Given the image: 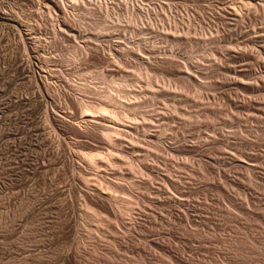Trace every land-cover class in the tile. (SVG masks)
Listing matches in <instances>:
<instances>
[{
    "label": "rangeland",
    "instance_id": "374dc122",
    "mask_svg": "<svg viewBox=\"0 0 264 264\" xmlns=\"http://www.w3.org/2000/svg\"><path fill=\"white\" fill-rule=\"evenodd\" d=\"M43 1L0 2V264H175L171 255L189 264H263L264 0L245 8L237 0ZM74 49L77 57L67 62ZM113 82L137 87L139 100L148 101L130 112L140 128L121 129L123 151L115 146L114 154L150 167L142 179L127 177L140 183L134 195L152 204L137 205V231L116 235L120 221L97 220L84 200L89 191L95 197L97 181L85 173L96 169L76 151L90 152L79 148L84 143L93 153L106 148L98 130L90 131L96 141L74 132L82 116L72 101L111 105L105 96ZM46 113L59 123L50 124ZM111 167L129 172L127 163L97 171L112 179ZM236 232L254 237L250 260L235 256ZM121 234L130 236L123 242ZM141 247L147 261L139 260Z\"/></svg>",
    "mask_w": 264,
    "mask_h": 264
},
{
    "label": "bare ground",
    "instance_id": "6f19581e",
    "mask_svg": "<svg viewBox=\"0 0 264 264\" xmlns=\"http://www.w3.org/2000/svg\"><path fill=\"white\" fill-rule=\"evenodd\" d=\"M4 1V0H3ZM3 1H1L0 0V2L2 3ZM37 1V0H36ZM43 1V0H42ZM71 1H75V0H70V2ZM84 1V0H83ZM236 1V0H235ZM254 0H252V1H250V3L249 2H246V0H237L235 3H237V2H239V4H241L240 6H244V8H245V6H247L246 4H249V5H252L253 6V3H251V2H253ZM52 2H53V0H52ZM65 2H67V1H65ZM69 2V1H68ZM70 2H69V4L67 5V6H65V8H69V9H71L72 8V4L70 5ZM86 2V1H85ZM112 2V1H111ZM234 2V1H233ZM232 2V3H233ZM43 3H44V1H43ZM48 3H51V2H46L43 6H46V7H48V8H50L49 7V4ZM77 3V2H76ZM90 3V2H89ZM113 3V2H112ZM55 4H59V3H55ZM63 4V3H62ZM75 4V3H74ZM83 4V3H82ZM88 3L86 2V4L84 3V6H85V10H87V12H88V10L89 11H91L90 9V6L89 5H87ZM234 4V3H233ZM64 5H65V3H64ZM235 5V4H234ZM257 5V4H256ZM42 6V5H41ZM56 6V5H55ZM71 6V7H70ZM255 6V5H254ZM261 6V5H260ZM46 7H45V9H46ZM233 7V6H232ZM236 6H234L233 8H235ZM58 9H60L59 8V6L57 7ZM232 8V9H233ZM248 8V7H247ZM252 8V7H251ZM254 8V7H253ZM1 9H4V7L2 8V6H1V8H0V15H1V17L0 18H2V19H5V14H4V12L1 10ZM63 9V8H62ZM61 9V10H62ZM47 10V9H46ZM49 11H50V9H48ZM51 10H52V6H51ZM234 10V9H233ZM238 10V9H237ZM237 10H235V12L237 11ZM245 10V9H244ZM247 10V9H246ZM249 10V9H248ZM5 11V10H4ZM53 11V10H52ZM59 12H60V10H59ZM62 12V11H61ZM60 12V13H61ZM6 13V16H7V12H5ZM56 13V12H55ZM54 13V14H55ZM107 13V12H106ZM237 13H239V12H237ZM236 13V14H237ZM47 14H48V12H47ZM52 14V13H51ZM231 14V13H230ZM49 15V14H48ZM241 15V14H240ZM8 16H9V14H8ZM238 16V15H237ZM45 17H46V15H45ZM54 17H55V15H54ZM56 17H57V15H56ZM55 17V18H56ZM240 17V16H239ZM6 18H8V17H6ZM50 17L48 16V18L47 19H49ZM55 18H53L54 20H56L57 21V19H55ZM239 19V18H238ZM7 20V19H6ZM51 20V19H50ZM241 20V19H240ZM8 21H9V19H8ZM236 21V20H235ZM6 23V22H5ZM60 23V22H59ZM6 25V24H5ZM7 25H8V23H7ZM53 25V24H52ZM56 25V24H55ZM11 26V25H10ZM60 26V25H59ZM12 27H15V26H12ZM29 27V26H28ZM53 27V26H52ZM105 27V26H104ZM104 27H101V28H104ZM32 28V27H31ZM30 28V29H31ZM107 28L108 29H110L109 27H106V30H107ZM32 31V30H31ZM60 32V31H59ZM58 32V33H59ZM107 32V31H106ZM57 33V34H58ZM21 34V33H20ZM36 34V33H35ZM54 35H56L55 33H54ZM167 37V36H166ZM23 38V37H22ZM57 38V37H56ZM31 39V38H30ZM38 39V38H37ZM27 40H29V38L27 39ZM30 41V40H29ZM33 41H34V39H33ZM36 41V40H35ZM59 41V40H58ZM25 43V42H24ZM34 44V43H33ZM39 44V43H38ZM26 45V44H25ZM77 45V44H76ZM33 46H35V45H33ZM38 46V45H37ZM30 47H31V45H30ZM249 47V46H248ZM34 48V47H33ZM31 49H32V47H31ZM33 50V49H32ZM36 50V49H35ZM77 50V49H76ZM76 50L74 49L72 52H70V54H69V56H68V61L67 62H72L73 60H75V58L77 57L76 55H77V53H76ZM77 52H78V50H77ZM28 59V58H27ZM259 72V71H258ZM135 74V73H134ZM131 75V74H130ZM140 75V74H139ZM136 77L138 76V74H136L135 75ZM141 76V75H140ZM139 78V77H138ZM237 79V78H236ZM139 80V79H138ZM141 80V79H140ZM139 80V81H140ZM127 82V81H126ZM118 83V82H117ZM116 82L114 83H111V85L109 86V87H107L108 89L110 88V91H108V92H110L108 95L109 96H105V98H106V100L108 99V101L110 100V101H112L113 103L111 104V105H109V104H107V103H93L92 101H83V100H77L76 98V100H74V97L72 98V101H73V103H74V105H77V110H79L80 111V113H81V121L79 120V122H80V124L79 125H75V126H77V128H75L73 125H74V123H73V127L75 128H73V130H74V132L76 133V134H78V135H85V137H86V139H89V140H91V139H93V138H95V137H97V136H95L94 134V132H96L97 130H98V134H99V136H98V139H99V142L101 143V145H104V150H105V148H106V150L105 151H103V152H100V150L98 151V152H91V151H93V147H89V144H87V143H84V144H81L80 146H79V148H81V149H83V147H88V148H85V150L87 149H89V148H91V151L90 152H86V151H76V153H77V155H80V157L82 158V159H80V158H78V160L80 159L82 162H84L85 161V163L88 165V166H90V168L92 169H94L95 171H93V172H91L90 171V169H89V172H87V173H85V175L88 177H90V176H92L93 178H94V181H97V183H95L92 179H89V178H87L88 179V181L90 180V181H92V183H93V185L95 186V190H94V192L93 193H95V197H94V195H91L90 194V191H89V193H87L86 194V198L84 199V200H86L87 201V203L89 204V206L87 205V207H88V209H89V207L91 206H94V208H95V211L94 210H92L93 209V207L91 208V211H93V213L92 214H95V215H93V216H96L97 215V217H96V219L97 218H99V216L101 217L100 219L103 221V219L102 218H104V221L103 222H105V221H108V220H114V221H116V222H119L120 221V223L122 224V225H120V224H118V223H116V224H118L119 226L117 227V225H116V227H115V225H114V227L112 228V232L114 233V235H116L115 233H118V229H123L126 233H130V232H134V230H136V228L137 227H139L138 225H139V223L141 222H139V223H137L136 221L138 220H136V219H134L135 217H134V215H135V210H137L138 208H137V205H140V207H141V205H143L144 206V204H147V205H151L152 206V204L150 203V201H148V199L146 200V199H143L142 198V196H141V198L143 199H140L139 197L140 196H138V197H136L135 195H134V190H136V187H137V189H139V184H137V180L136 179H134L135 177H137V179H139V175H137V174H140V179H142V177H141V175H143V173H148V174H150V167L149 168H147V167H144L143 169H142V167L140 168V165H135V163L131 160V161H126L127 160V156H126V159H125V157H122V159L121 158H119L118 156H116L114 153L116 152L115 150L117 149V147H119L118 146V144H119V142H118V144H117V137H119L118 135H120V134H122V136H123V134L124 133H122L121 132V129H123V128H130V129H133L134 127H138L140 124L139 123H136L137 122V119H136V114H135V116L134 115H132L130 112H132V111H134L136 108H140V107H142L143 105V107H146V105L148 104V101H147V104H146V100H139V97H138V94H139V92L141 91L140 89L138 90V89H136L137 87H135V89L133 88V87H130L129 85H123V84H117ZM132 83H134V82H132ZM140 83V82H139ZM125 84V83H124ZM134 85H135V83H134ZM148 85V84H147ZM185 85V84H184ZM87 86V85H86ZM139 86V85H138ZM81 87V86H80ZM148 87H151V85H148ZM99 88V87H98ZM153 88V87H152ZM106 89V88H105ZM151 89V88H150ZM163 89V88H162ZM96 91V90H95ZM160 91V90H159ZM159 91H156V93H160ZM162 91V90H161ZM86 92H87V90H86ZM97 93H98V91H96ZM100 92V91H99ZM111 92H115L116 94H118V96L117 97H115L113 94H111ZM147 92V91H146ZM155 92V91H154ZM170 92V91H169ZM46 93V92H45ZM107 93V92H106ZM153 93V92H152ZM165 93V92H164ZM163 93V94H164ZM162 94V93H161ZM107 95V94H106ZM121 95H123V96H121ZM139 95H141V94H139ZM170 95V94H169ZM154 96V95H153ZM165 96V95H164ZM157 97H158V95H157ZM161 98V97H160ZM163 98V97H162ZM167 98V97H166ZM46 99V98H45ZM70 99V98H69ZM141 99V98H140ZM146 99V98H145ZM164 99H165V97H164ZM171 99V98H170ZM53 100V99H52ZM123 100V101H122ZM166 100V99H165ZM109 101V103H111ZM160 103V102H159ZM260 103V102H259ZM146 104V105H145ZM163 105V104H162ZM193 105V104H192ZM73 106V105H72ZM165 108V107H164ZM45 110H47V109H45ZM184 110V109H183ZM262 110V109H261ZM138 111V110H137ZM144 111V110H143ZM260 111V110H259ZM263 111V110H262ZM136 112V111H135ZM55 113V112H54ZM134 113V112H133ZM168 113V112H167ZM191 113V112H190ZM139 114V113H138ZM181 114V113H180ZM46 115V118H47V120L49 121V123L51 124V122L50 121H55V122H58V120L56 119V118H51V116L49 115V114H45ZM49 115V116H48ZM162 115V114H161ZM54 116V115H53ZM55 116L58 118V116L55 114ZM154 116H156V115H154ZM138 117V116H137ZM160 117V116H159ZM191 117V116H190ZM259 117V116H258ZM62 119V118H61ZM60 119V120H61ZM186 119V118H185ZM59 120V121H60ZM65 120H67V119H65L64 118V120L63 121H65ZM156 120V119H155ZM168 120H169V118H168ZM63 121H60V122H63ZM68 123L70 122V121H67ZM76 122V121H75ZM78 122V121H77ZM76 122V123H77ZM190 122V121H189ZM54 123V122H53ZM52 123V124H53ZM59 123V122H58ZM66 123V121L64 122V124ZM67 123V124H68ZM71 123V122H70ZM69 123V124H70ZM143 123V122H142ZM178 123V122H177ZM56 124V123H55ZM137 124H139L138 126H137ZM150 124V123H149ZM56 125H58V124H56ZM66 125V124H65ZM70 126V125H69ZM143 126H145V124L143 125ZM149 126V125H148ZM62 127V126H61ZM133 127V128H132ZM172 127V126H171ZM138 128H140V127H138ZM146 128V127H145ZM72 129V128H71ZM93 129H96L93 133V135L90 133V131H92ZM136 129V128H135ZM135 129H133V131L135 130ZM72 130V131H73ZM125 130V129H124ZM165 130V129H164ZM100 131V132H99ZM126 131H128V130H126ZM125 131V132H126ZM138 131V130H137ZM121 132V133H120ZM131 132V131H130ZM120 133V134H119ZM146 133V132H145ZM147 135V134H146ZM84 137V138H85ZM128 138V137H127ZM150 138V137H149ZM98 139H96L95 138V140H93V141H96V140H98ZM134 139V138H133ZM123 139H121V141H122ZM149 140V139H148ZM158 140V139H157ZM88 141V140H87ZM131 141H132V139H131ZM149 142V141H148ZM155 142V141H154ZM154 142H153V144H154ZM157 142V141H156ZM156 142H155V144H156ZM161 142V141H160ZM88 143H89V141H88ZM97 143V142H96ZM100 143L99 144H97V145H100ZM116 143V144H115ZM122 143V142H121ZM80 144V143H79ZM123 144V143H122ZM122 144H120V146L122 145ZM152 144V145H153ZM92 145V144H91ZM157 145V144H156ZM158 145H159V143H158ZM162 145V143H160V146ZM76 146V145H75ZM94 147H95V145H93ZM106 146V147H105ZM116 146V147H115ZM131 146V145H130ZM138 146V145H137ZM159 146V147H160ZM100 147H102V146H100ZM99 147V148H100ZM114 147L116 148L115 150H114ZM131 147H133V146H131ZM158 147V146H157ZM97 148V147H96ZM164 148V147H163ZM131 149V148H130ZM158 149V148H157ZM84 150V149H83ZM103 150V149H102ZM118 150H122L121 148H119V149H117V152H118ZM135 150V149H134ZM95 151H97V150H95ZM115 151V152H114ZM123 151V150H122ZM160 151V150H159ZM75 152V151H74ZM116 152V153H117ZM134 152V151H133ZM137 152V151H136ZM175 152V151H174ZM76 153H75V155H76ZM125 153V152H124ZM148 153H150V151L148 152ZM120 154V153H119ZM137 154V153H136ZM135 154V155H136ZM174 154V153H173ZM228 154V153H227ZM121 155V154H120ZM124 155V154H123ZM149 155V154H148ZM160 155V154H159ZM158 155V156H159ZM152 156V155H151ZM235 156V155H234ZM76 157H79V156H76ZM128 157H130L129 155H128ZM132 157V156H131ZM139 157V156H138ZM124 158V159H123ZM148 158V157H147ZM130 159H132V158H130ZM134 159V158H133ZM240 159V158H239ZM242 159V158H241ZM84 160V161H83ZM140 160V159H139ZM233 160V159H232ZM237 161V160H236ZM250 161V160H249ZM74 162V161H73ZM121 162H123V163H127V165L129 166L127 169H129V172L126 174V172H127V170H126V172H124V173H122V172H120V170H123V168L121 169L120 167L121 166H123V163H122V165H120V167H119V164L121 163ZM147 162V161H146ZM245 161H243V163H244ZM138 164H139V162H137ZM73 164V163H72ZM141 164V163H140ZM112 166V165H118V168H120V170L118 171V169L117 170H115V168L114 169H112V167H111V169L113 170V173H110V175L111 176H113V178L111 179L110 177V179H105L106 178V176H105V178H104V176H102L101 175V173H104V170L102 169L103 167H108V166ZM144 165V164H143ZM237 165V164H236ZM124 166H126V164L124 165ZM141 166H142V164H141ZM147 166V165H146ZM256 166V165H255ZM77 167H79L80 168V166H78L77 165ZM85 167V166H84ZM114 167V166H113ZM244 167V166H243ZM257 167V166H256ZM255 167V168H256ZM78 168V169H79ZM88 168V167H87ZM125 168V167H124ZM85 169V168H84ZM97 169H102L103 171L101 172V170H99V172L97 171ZM110 169V168H109ZM253 169H254V167H253ZM263 169V168H262ZM88 170V169H87ZM150 170V171H149ZM79 171V170H78ZM77 171V172H78ZM86 171V170H85ZM105 171H107V169L105 170ZM153 171V170H152ZM193 171V170H192ZM76 172V171H75ZM84 172V171H83ZM101 172V173H100ZM108 172V171H107ZM110 172H112V171H110ZM164 172V171H163ZM153 173V172H152ZM151 173V174H152ZM82 173L80 172V174H79V177L80 176H82V177H80V178H82V181H83V174L81 175ZM105 174V173H104ZM188 174V173H187ZM255 174V173H254ZM127 175H134V178H132V176H131V178L130 177H127ZM135 175H137V176H135ZM147 175V174H146ZM145 175V176H146ZM78 176V175H77ZM108 176V175H107ZM152 176H153V174H152ZM151 176V177H152ZM191 176V175H190ZM85 177V176H84ZM147 177V176H146ZM91 178V177H90ZM169 178V177H168ZM77 180H79V179H77ZM170 180H171V178H170ZM189 180V179H188ZM89 181V182H90ZM137 181V182H136ZM147 181V180H146ZM153 181V180H152ZM173 181V180H172ZM232 181V180H231ZM84 182V181H83ZM88 182V183H89ZM101 182H103L104 184L102 185V186H100V183ZM142 182H144V181H142ZM174 182V181H173ZM177 182V181H176ZM175 182V183H176ZM179 182V181H178ZM86 183H87V181H86ZM92 183L90 182V184L89 185H92ZM167 184H169V187H170V185L171 186H173V183L171 182V181H168L167 180V182H166ZM89 185H87V186H89ZM211 185V184H210ZM245 185V184H244ZM80 186V185H79ZM141 186V185H140ZM177 186H178V184H177ZM177 186H176V188H177ZM180 186V185H179ZM174 187V186H173ZM172 187V188H173ZM154 188V187H153ZM164 188V187H163ZM210 188V187H209ZM213 188V187H212ZM145 189V188H144ZM165 189H167V187L165 188ZM170 189V188H169ZM246 189V188H245ZM92 190H93V188H92ZM164 190V189H163ZM171 190H173V189H171ZM176 190V189H175ZM248 190V189H247ZM148 191V190H147ZM162 191V190H161ZM161 191H160V193H161ZM137 192V191H136ZM135 192V193H136ZM140 192H141V190H140ZM146 192V191H145ZM159 192V190L156 192V193H158ZM165 193H166V191H164ZM164 192L162 193V196H164L163 194H164ZM169 192V191H168ZM138 193V192H137ZM246 193V192H245ZM251 193V192H250ZM177 194V193H176ZM175 194V195H176ZM137 195V194H136ZM143 195V194H142ZM148 194H146V196H147ZM158 195V194H157ZM181 195H183V194H181ZM152 196V195H151ZM159 196V195H158ZM167 196H169V195H167ZM184 196V195H183ZM185 196H187V195H185ZM154 197V196H153ZM155 197H157V196H155ZM166 198V197H165ZM184 198V197H183ZM186 198V197H185ZM251 198V197H250ZM253 198V197H252ZM163 199V198H162ZM170 199V198H169ZM232 199V198H231ZM256 199V198H255ZM155 200V199H154ZM166 200V199H165ZM181 200V199H180ZM233 200V199H232ZM85 201V202H86ZM152 201V200H151ZM156 201H157V198H156ZM160 201V200H159ZM170 201H172V200H170ZM176 201V200H175ZM174 201V202H175ZM155 202V201H154ZM153 202V203H154ZM161 202V201H160ZM163 202V201H162ZM177 202V201H176ZM181 202V201H180ZM184 202V201H183ZM179 203V202H178ZM86 204V203H85ZM174 204V203H173ZM180 204V203H179ZM184 204V203H183ZM239 204V203H238ZM161 205V204H160ZM176 205V204H175ZM175 205H173V206H175ZM185 206H187L186 204H184ZM233 205H234V203H233ZM236 205V204H235ZM180 206V205H179ZM237 206H239V205H237ZM145 207H146V205H145ZM154 207V206H153ZM158 207V206H157ZM182 207V206H181ZM240 207V206H239ZM243 207H244V205H243ZM96 208L97 209H99V210H97V212H96ZM149 208V207H148ZM235 208V207H234ZM264 208V207H263ZM87 209V208H86ZM87 209V210H88ZM141 209H144L143 207L141 208ZM146 209V208H145ZM184 209V208H183ZM238 209V208H237ZM236 209V210H237ZM148 210V209H147ZM242 210H244V209H242ZM89 211V210H88ZM151 211V210H150ZM153 211V210H152ZM189 211V210H188ZM192 211V210H191ZM238 211H240L241 212V208H240V210H238ZM141 212V211H140ZM143 212V211H142ZM243 212V211H242ZM157 213V212H156ZM187 213V212H186ZM244 213V212H243ZM246 213H247V211H246ZM249 213V212H248ZM91 214V215H92ZM159 214V213H158ZM187 214H189V213H187ZM245 214V213H244ZM243 214V215H244ZM154 215V214H153ZM140 215H138V217H139ZM142 216H144L143 214H142ZM193 216V215H192ZM246 216H247V214H246ZM264 216V215H263ZM95 218V217H94ZM105 218L107 219V220H105ZM150 218V217H149ZM161 218V217H160ZM145 219V218H144ZM154 219V218H153ZM257 219H259V218H257ZM98 220V219H97ZM100 220V222H102ZM143 220V219H142ZM163 220V219H162ZM182 220V219H181ZM191 220V219H190ZM189 220V221H190ZM114 221L112 222L113 224H114ZM153 221H155V220H153ZM158 221V220H157ZM164 221H165V219H164ZM163 221V222H164ZM259 221V220H258ZM99 222V221H98ZM103 222L101 223L102 224V226H103ZM143 222V221H142ZM145 222H146V220H145ZM161 220H160V225H161V223H163ZM167 222V221H166ZM148 223V222H147ZM146 223V224H147ZM152 222H150V224H151ZM155 223H156V226L158 225L157 224V222L155 221ZM260 223L262 224L263 223V221L261 222L260 221ZM106 224H107V222H106ZM105 223H104V225H106ZM142 224V223H141ZM140 224V225H141ZM146 224H144V225H146ZM153 224V223H152ZM169 223H167V225H168ZM174 224V223H173ZM108 225V224H107ZM110 225H111V223H110ZM109 225V227H111ZM192 225V224H191ZM262 225H264V224H262ZM153 226V225H152ZM162 226H164V225H162ZM107 227V226H106ZM108 227V228H109ZM141 227H144V226H141ZM150 227V226H149ZM158 227V226H157ZM160 227V226H159ZM167 227V226H166ZM237 228V227H236ZM97 229H98V226H97ZM139 229V228H138ZM140 229H142V228H140ZM145 229V228H144ZM143 229V230H144ZM154 229H157V228H154ZM160 230H161V228H159ZM159 229H158V233L160 234V232L161 231H159ZM164 229V228H163ZM239 229V228H238ZM108 230V229H107ZM111 229H109V232H111L110 231ZM149 230V229H148ZM152 230H153V228H152ZM164 230H166V229H164ZM184 230V229H183ZM227 230V229H226ZM251 230V229H250ZM137 231V230H136ZM141 230H139L138 232H140ZM163 231V230H162ZM169 231V230H168ZM167 231V232H168ZM236 231H238L239 232V230H237L236 229ZM252 231V230H251ZM108 232V234L106 235L107 237H109L108 235L110 234ZM142 232H144V231H142ZM150 232V231H149ZM152 232V231H151ZM154 232V231H153ZM155 232H156V230H155ZM163 232H165V231H163ZM162 232V233H163ZM166 232V233H167ZM170 232V231H169ZM168 232V233H169ZM173 232V231H172ZM238 232H236V233H238ZM126 233H123L124 235L126 234ZM136 233V232H135ZM188 233V232H187ZM194 233V232H193ZM214 233V232H213ZM224 233V232H223ZM242 233V232H241ZM119 234V233H118ZM148 234V232L146 233V235ZM155 234V233H154ZM238 234H240V233H238ZM245 234V233H244ZM246 234H248V232L246 233ZM251 234V233H250ZM112 235V234H111ZM140 235H141V232H140ZM150 235V237H151V233L149 234ZM167 235V234H166ZM170 235V234H169ZM172 235V234H171ZM170 235V236H171ZM191 235H192V233H191ZM199 235V234H198ZM105 236V237H106ZM113 236V235H112ZM126 236V235H125ZM130 235H128L126 238H128ZM168 236V235H167ZM250 236V235H249ZM116 237V236H115ZM115 237H113L114 239H115ZM118 238H120V240H123V238L124 237H122V234H121V237H122V239H121V237L120 236H117ZM144 237V236H143ZM253 237V236H252ZM112 238V239H113ZM126 238H124V239H126ZM149 238V237H148ZM156 238V237H155ZM160 238V237H159ZM158 238V236H157V239H159ZM164 238V237H163ZM191 238V237H190ZM206 238V237H205ZM229 238V237H228ZM233 238V237H232ZM256 238V237H255ZM114 239H113V241H114ZM147 239V238H146ZM153 239V238H152ZM156 239V240H157ZM234 240H233V246H234V249H235V256L237 255L238 257H240L241 259H247V260H250L248 257L250 256L251 257V254H254V250H256V247H255V245H256V242L255 241H253V239H254V237H253V239L251 240L250 238L248 239V236H246V235H237L236 237H234L233 238ZM256 239H258V238H256ZM107 240V239H106ZM148 240V245H150V246H152L153 248H155L156 250H160L159 252H161V251H165V247H163L160 243L158 244L157 242L159 241V240H157V242H155V241H149L150 239H147ZM146 240V241H147ZM154 240V239H153ZM163 240V239H162ZM214 240V239H213ZM212 240V241H213ZM255 240V239H254ZM126 241V240H125ZM124 240H123V242H125ZM129 241H132V239L131 240H129ZM210 241V240H209ZM222 241V240H221ZM229 241V240H228ZM260 241V240H259ZM264 241V240H263ZM116 242V241H115ZM121 242V241H120ZM208 242V241H207ZM227 242V241H226ZM257 242H258V240H257ZM130 243V242H129ZM133 243V242H132ZM211 243V242H210ZM217 244H219V242H216ZM231 243V242H230ZM262 243H264V242H261V246H263V244ZM113 244V243H112ZM202 244V243H201ZM214 244V243H213ZM217 244H216V246H217ZM259 244H260V242H259ZM258 244V245H259ZM122 245H123V243H122ZM125 245V244H124ZM130 245V244H129ZM134 245V244H133ZM164 245V244H163ZM186 245V244H185ZM221 245V244H220ZM223 245H224V243H223ZM125 246H127V245H125ZM124 246V247H125ZM166 246V245H165ZM170 246V245H169ZM215 246V245H214ZM216 246H215V248H216ZM119 247H121L120 246V244H119ZM167 247V246H166ZM218 247V246H217ZM220 247V246H219ZM218 247V248H219ZM225 247V246H224ZM227 247V246H226ZM122 248V247H121ZM138 248H140V247H138ZM212 248V247H211ZM233 248V247H232ZM258 248V247H257ZM263 248V247H262ZM141 249H143L142 247H141ZM148 249V248H147ZM167 249V248H166ZM231 249V248H230ZM135 250V249H134ZM137 250V249H136ZM168 250V249H167ZM263 250H264V248H263ZM262 250V251H263ZM115 251V250H114ZM139 251V250H138ZM221 250H219V252H220ZM228 251H229V249H228ZM258 251V250H257ZM146 252H147V250L145 251L144 249L143 250H140V254H139V260L141 261H143V259H145V257H146ZM149 252V251H148ZM113 253V252H112ZM136 253H137V251H136ZM151 253V252H150ZM163 253V252H162ZM165 253V252H164ZM221 253V252H220ZM228 253V252H227ZM148 254V253H147ZM172 254V253H171ZM184 254V253H183ZM215 254V253H214ZM214 254H212V257H214ZM226 254V253H225ZM224 254V255H225ZM257 254H259V253H257ZM261 254L262 253H260V256H261ZM177 255H178V253H177ZM181 255V254H180ZM219 255V254H218ZM217 255V256H218ZM223 255V254H222ZM227 255V254H226ZM264 255V254H263ZM138 256V255H137ZM152 256V255H151ZM179 256V255H178ZM220 256V255H219ZM228 256V255H227ZM230 256V255H229ZM258 256V255H257ZM257 256H255V257H257ZM260 256H258V258L260 257ZM195 257V256H194ZM223 257V256H222ZM225 257V256H224ZM254 257V256H253ZM254 257V258H255ZM263 259H264V257L263 256H261ZM151 257L149 256V259H150ZM152 258H153V256H152ZM155 258H156V256H155ZM192 258V257H191ZM229 258V257H228ZM239 258V259H240ZM171 259H172V261H173V263H175V264H189V263H187L186 261H184V260H182V259H179V257L178 258H176L175 257V255L174 256H172L171 255ZM183 259H184V257H183ZM187 259V258H186ZM193 259V258H192ZM231 259V258H230ZM240 259V260H241ZM257 259V258H256ZM263 259H261V261L263 260ZM135 260V259H134ZM146 260V259H145ZM152 260V259H151ZM253 260V259H252ZM259 260H260V258H259ZM147 261V260H146ZM194 261H195V259H194ZM213 261V260H212ZM238 261V260H237ZM244 261H246V260H244ZM244 261H243V263H244ZM137 263L139 262V261H136ZM153 262V261H152ZM200 262V261H199ZM209 262V261H208ZM215 262V261H214ZM251 262V261H250ZM257 262H258V264H260V262L258 261V259H257ZM134 263V262H133ZM140 263V262H139ZM143 263V262H142ZM149 263H151V261L149 260ZM197 263V262H196ZM202 264H203V262H201ZM200 263V264H201ZM211 263H213V262H211ZM217 263V260H216V262L214 263V264H216ZM111 264V263H110ZM192 264H193V262H192ZM218 264V263H217ZM236 264V263H235ZM263 264H264V262H263Z\"/></svg>",
    "mask_w": 264,
    "mask_h": 264
}]
</instances>
